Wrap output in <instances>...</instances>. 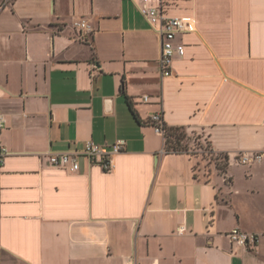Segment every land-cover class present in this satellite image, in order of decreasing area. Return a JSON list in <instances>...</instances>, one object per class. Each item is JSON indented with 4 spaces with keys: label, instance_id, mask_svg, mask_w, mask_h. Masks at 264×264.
<instances>
[{
    "label": "crops",
    "instance_id": "obj_1",
    "mask_svg": "<svg viewBox=\"0 0 264 264\" xmlns=\"http://www.w3.org/2000/svg\"><path fill=\"white\" fill-rule=\"evenodd\" d=\"M0 4V264H264V0ZM145 6L188 24L170 77ZM152 113L226 155V171L201 150L166 153ZM116 141L110 172L49 164ZM235 228L256 246L233 247Z\"/></svg>",
    "mask_w": 264,
    "mask_h": 264
},
{
    "label": "built area",
    "instance_id": "obj_2",
    "mask_svg": "<svg viewBox=\"0 0 264 264\" xmlns=\"http://www.w3.org/2000/svg\"><path fill=\"white\" fill-rule=\"evenodd\" d=\"M1 6V4H0ZM140 12L148 23L150 29L158 34L160 39V56L159 66L161 74L164 77L173 75L171 69L172 61L175 57H182L184 54V45L179 41L178 36L187 32V22L179 17H168L164 14L159 6L151 7L145 6L140 8ZM73 26L79 32V38L85 40L86 37L92 33V28L83 20H77ZM144 103L148 102V98H142ZM148 124L154 128L156 134L161 135L164 139L166 136V128L161 119V114L152 113L149 115ZM4 127V119L0 115V129ZM123 141H116L110 146H99L88 142L83 151H66L60 153L49 154V164L53 168L63 170L68 173L79 172V158H86L91 165L98 166L104 172H110L113 169L112 158L114 155L120 153L123 148ZM207 147V146H206ZM5 147L0 146V164L8 155ZM206 155L213 156L214 154L207 149ZM262 156L259 153L241 154L237 157V163L241 165L252 164L259 162ZM183 228L178 229V233L182 234ZM227 237L233 247L236 248H254L259 240V235L249 234L238 228L232 229L227 233ZM125 264H135L132 259Z\"/></svg>",
    "mask_w": 264,
    "mask_h": 264
},
{
    "label": "trees",
    "instance_id": "obj_3",
    "mask_svg": "<svg viewBox=\"0 0 264 264\" xmlns=\"http://www.w3.org/2000/svg\"><path fill=\"white\" fill-rule=\"evenodd\" d=\"M129 106H131L130 102H128ZM133 116H135L133 112ZM166 128V136H165V146L164 150L166 153H183V152H188L187 147L182 145V141L184 138L188 139L187 132L185 131L186 129L183 127H178V128ZM179 130H182V132H178ZM208 149V148H207ZM207 151V150H206ZM205 151V153H206ZM195 154V153H194ZM209 156V155H206ZM218 156H221L225 161H227L226 155H221L219 154ZM202 161L205 164H211V159H206L204 156L203 152L201 153ZM227 163H225L224 168H226ZM215 168L217 169V164L215 165ZM224 172V169H221Z\"/></svg>",
    "mask_w": 264,
    "mask_h": 264
},
{
    "label": "rangeland",
    "instance_id": "obj_4",
    "mask_svg": "<svg viewBox=\"0 0 264 264\" xmlns=\"http://www.w3.org/2000/svg\"><path fill=\"white\" fill-rule=\"evenodd\" d=\"M187 132V130H185ZM178 132H182V130H179ZM187 137L188 139L184 138V140L182 141V145L186 146L187 147V150L188 151H199L201 150L204 154V156L206 157V159H211V162L213 164H217V170L223 174L225 171H226V168H227V165H226V168H224L225 166V163H227L221 156H218V155H213L212 157L210 156H206L205 154V151L207 150L203 145H201L199 142H198V135L196 133H189L187 132ZM221 169H224V172L223 170Z\"/></svg>",
    "mask_w": 264,
    "mask_h": 264
}]
</instances>
